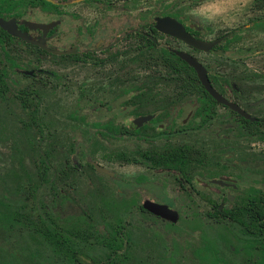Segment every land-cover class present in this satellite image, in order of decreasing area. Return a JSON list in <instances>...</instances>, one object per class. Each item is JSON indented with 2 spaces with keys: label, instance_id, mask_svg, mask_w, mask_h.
Wrapping results in <instances>:
<instances>
[{
  "label": "rangeland",
  "instance_id": "374dc122",
  "mask_svg": "<svg viewBox=\"0 0 264 264\" xmlns=\"http://www.w3.org/2000/svg\"><path fill=\"white\" fill-rule=\"evenodd\" d=\"M81 1L75 2V19L71 7H62L57 16L29 4L21 16L28 22L58 20L59 35L48 44L82 51L86 38L76 28L88 22L93 10ZM129 4L123 2L121 12L106 11L102 18L111 15L107 21L112 26L121 23L125 33L140 32L144 22L161 15L179 16L206 39L234 31L229 40L233 71L210 73L223 84L225 79L235 84L239 90L228 96L264 120V28L257 24L264 18V0H135L132 12L126 8ZM161 38L163 45L172 42ZM184 49L202 60L214 58ZM142 55L153 67L135 72L134 84L141 89L137 102L136 95L119 94L118 72L91 69L81 56L59 59L27 46L23 58L0 60L7 81L0 94V264H72L68 254L54 249L36 230L41 216L77 227L75 255L83 264H105L112 254L95 237L83 238L84 232L94 226L107 233L118 225L130 236L120 250H128L126 264H264V241L257 239L253 250L252 231L237 221L208 216L215 205L231 208L251 187L264 196V138L250 135L240 118L222 106L206 125L193 121L200 94L185 87L186 73L180 77L168 72L155 49ZM39 68L43 72L32 77L19 71ZM22 89H28L33 100L28 109L20 99ZM145 114H155L156 121L126 133L134 119ZM104 123L122 133L103 128ZM185 143L202 147L211 160L194 167L188 188L173 169L111 158L116 150L138 152ZM94 161L114 174L98 172ZM224 176L234 178L238 189L214 181ZM214 188L234 199L215 194ZM147 198L176 208L180 220L171 224L143 211L140 206Z\"/></svg>",
  "mask_w": 264,
  "mask_h": 264
},
{
  "label": "flooded vegetation",
  "instance_id": "af4514ba",
  "mask_svg": "<svg viewBox=\"0 0 264 264\" xmlns=\"http://www.w3.org/2000/svg\"><path fill=\"white\" fill-rule=\"evenodd\" d=\"M134 1L135 0H82L80 3L88 4V6L93 10V15L89 19L87 17L88 22H84L81 28L79 26L76 28V30L78 31V34L82 35L83 37L85 36L86 38L85 47L82 51H80L79 48H75L74 46L68 49H59L56 47H52L50 44H48L49 38L56 39L59 35L58 20L51 22V23H44V24H50L49 28L44 29L41 27H34V24L42 23V22H28L23 19V16H21L22 10H24L27 4H29V5H32L38 8L44 13H47V14L50 13V14H54L57 16L61 13L62 7H71L70 11H72V13L70 14V16L72 19H75L76 14L74 12V6L76 4L75 3L76 0H0V18L6 21H9L12 27H14L15 29H17L18 31L22 33L27 34L30 38V41H27L25 38L9 32L8 30H6L4 27L0 25V60L2 59L6 61L7 59L10 60V59L23 58L25 56V49L27 46L30 47V49L36 51V53L41 54L42 52H45L59 59L75 60L81 56L82 61L86 63L91 69L98 70L100 72H104V71L118 72L116 80H117V84L119 87V94L122 95L123 93H126V94L131 93L132 95H136L134 101L137 102L138 91H140L141 89L139 86L134 84V82L137 79L135 76V72L138 69L147 70L153 67V62H149L151 61L150 58L146 59L145 55H142V54H145L146 52H149L150 50L155 49L157 51V57H158L157 61L161 62L168 69V72L177 73L178 76L181 77L183 74L187 72L186 60L181 58L178 55V53L175 51H187L184 49V47L188 46L190 49L194 50L195 52L205 53L207 55L208 54L214 55V58L212 59L204 57L202 60L199 56H197L193 52L187 51L191 53L192 55L196 56L198 60L206 67L210 80L212 84L214 85V87L229 100L237 102L231 99L228 96V93L229 92L232 93L234 92V90L238 91L239 88L235 84L216 85L214 81L212 80L211 78L212 74L210 73V72H231L233 71L234 69V56H233V50H232L233 45L230 44L229 40L233 36L234 31H229L221 35H217L211 39H206L200 36L199 29L194 27V24L192 23L186 24L177 15H161V16H156L154 18V21L151 23L144 22V25L142 26L143 28L142 31L135 32L134 30H131L130 32L125 33L123 32L121 23H119V25L115 23L112 26L111 22L107 21L108 18L109 19L112 18L111 15L105 16V18H102L103 13L105 15L106 11L107 12L114 11V13H117V11L119 10V12H121L123 2L130 3L129 5H126V8H128L131 12L134 11L136 9V4H133ZM65 3H66V6L63 5ZM78 13H81V12L78 11ZM165 16H170L180 21L186 27V30L197 38H201L203 40H210V41L220 39V41L216 45H214L210 51H203V50L196 49L190 46L189 44H187L184 40L179 39L170 34H167L159 30L156 27L157 25L156 19L158 17H165ZM76 30L75 28L72 27L69 33L73 35ZM162 36L165 37L164 39L166 38L171 39L172 41L171 43L173 44L166 41L164 43L165 45L164 46L162 44V38H161ZM95 37H99L98 39L99 42L93 44V39ZM33 41L42 42L46 48H44L43 46L37 43H34ZM19 71H21L25 75L32 77L36 75V71L43 72V69L42 68L35 69V70H25L24 69V70H19ZM0 76L4 81L3 85H5L6 87L7 81L5 79V70H2L1 68H0ZM212 76H215V75H212ZM150 81H154V79ZM120 97L122 98V96ZM237 103L240 104L239 102ZM218 106H222L224 108L229 109L232 113L236 114L240 118V120L241 118H244L241 115H239L237 112L233 111L230 107L224 104H219L216 101V111H217ZM240 106L242 105L240 104ZM242 108L244 107L242 106ZM244 109L248 111L246 108ZM151 115H152V118L147 121H144L141 125H137L135 123L136 119L140 117H144V116H151ZM255 117L258 118L257 121L260 120L264 122L263 118L258 117V116H255ZM156 119L157 117L155 114H145V115H140L136 117L133 121V125L136 126V130L134 131H138L140 128H143V129L146 128L148 124L156 121ZM161 169L171 170L170 168H166V167H161ZM173 170L177 172L179 175V172L177 170L175 169ZM225 177L230 178V176H224L223 178ZM180 180H181V177H180ZM226 182H228L229 185H225L223 187H230V188H233L234 190L238 189V186L234 183V178L231 177L230 180H227ZM182 186L185 188H188L186 185L184 186L182 184ZM206 187L211 190L210 185L207 184ZM213 190H214V193L219 196L220 195L226 196V198L229 201L234 199V196H232L231 194L225 195L224 193H222L221 188H214ZM260 195L261 193H259V198H260ZM244 201L249 204H252V203H257L261 200L249 196V197H246ZM156 202H159V201H156ZM160 203H164V202H160ZM140 207L143 211L148 212L149 214L154 215L171 224H175L180 220L179 219L177 222L174 223L158 215H155L149 212L148 210H146L143 207V203L141 204ZM219 210L220 212L214 211L212 213H209L208 216L210 218H213L214 220H218L221 217H225L229 220H233L230 215L222 213L223 208L220 209V206H219ZM256 216H257L256 214H251V213L245 214V217L247 218H254ZM180 217H181V214H180ZM261 219L262 220H260V223H259L260 237L259 238L256 237L255 235L256 230H253L252 232L254 234L251 239V242L254 244L252 245L253 250L256 249L255 247H256L257 239H259V242L264 241V218H261ZM260 248H262V245H260ZM258 254H259V257L261 258L263 254L262 250L259 249Z\"/></svg>",
  "mask_w": 264,
  "mask_h": 264
},
{
  "label": "trees",
  "instance_id": "16d2710c",
  "mask_svg": "<svg viewBox=\"0 0 264 264\" xmlns=\"http://www.w3.org/2000/svg\"><path fill=\"white\" fill-rule=\"evenodd\" d=\"M264 4H262L263 6ZM258 26L264 28V18H261L257 22ZM187 72L186 80L184 81L185 87L192 89L195 88L200 94L199 104L194 112L192 120H199V123L206 125L211 119L216 115V101L215 99L205 91L203 85L199 81L197 74L187 62H186ZM212 80L216 85H221V82L216 76L211 75ZM228 79L224 80V84H228ZM3 79L0 76V94L4 93L5 85ZM195 84H198L197 86ZM20 99L23 105L28 109L32 106L33 100L30 97V92L28 89H23L20 94ZM245 127L248 129V133L252 136H259L264 138L263 121H250L241 118ZM102 127L107 130H114L117 133L121 132L119 127L111 125V123H104ZM136 130V126L132 125L126 133L131 134L132 131ZM122 133V132H121ZM102 134L108 135L104 132ZM111 158L114 160H119L121 162L127 163H137L139 161H144L152 166L166 167L170 169H175L179 172L182 184L188 187L189 183L194 179V174L196 173L194 167L199 165H209L211 160L209 154L196 145L189 143L181 144L178 146H167L162 149H145L142 151H135L131 149H121L113 151ZM94 167V166H93ZM254 197L261 201L257 203L249 204L245 202L246 197ZM220 205H215V212H220ZM224 214L230 215L234 221L242 224L244 230L252 231L256 230V234H259L260 230V220L264 218V196L260 195L259 190L254 188H249L241 196V201H237L235 205L231 208H225L222 211ZM256 214L254 218H247L245 214ZM41 224L36 225V230L41 233L45 239L56 249L57 251L63 250L65 254H68L72 264H83L76 257V247L78 245L77 237L78 229L76 226L66 227L57 225L53 220L47 221L45 216H41ZM95 237L96 241L105 245L112 250V254L107 259L105 264H126L128 259V250L121 253L125 247L126 239H130L129 234L123 229L121 225L116 228L109 229L107 233H102L99 229L91 226L84 232V237Z\"/></svg>",
  "mask_w": 264,
  "mask_h": 264
},
{
  "label": "water",
  "instance_id": "95a60500",
  "mask_svg": "<svg viewBox=\"0 0 264 264\" xmlns=\"http://www.w3.org/2000/svg\"><path fill=\"white\" fill-rule=\"evenodd\" d=\"M157 21V25L156 27L167 33L170 34L172 36H175L179 39L184 40L187 44H189L190 46L199 49V50H203V51H210L214 45H216L220 39L218 40H214V41H210V40H203L201 38H197L194 35H192L190 32H188L186 30V27L177 19L170 17V16H165V17H158L156 19ZM0 25L2 27H4L6 30H8L9 32L19 35L23 38H25L27 41H30V38L27 34L22 33L20 31H18L17 29H15L14 27L11 26V23L9 21H6L2 18H0ZM50 24H44V23H37L34 24V27H41L44 29L49 28ZM228 36V35H227ZM34 42V41H33ZM37 43L41 46H43L44 48H46L44 46V44L42 42H34ZM178 53V55L183 58L184 60H186V62L195 69L198 79L200 80V82L202 83V85L205 87V90L219 103V104H224L228 107H230L233 111L237 112L239 115H241L242 117L251 120V121H257L258 118L253 116L251 113H249L248 111H246L244 108H242V106H240V104H238L237 102L231 101L228 98H226L224 95H222L212 84L208 71L206 69V67L198 60V58L194 55H192L191 53L187 52V51H175ZM152 118L151 116H144V117H140L138 119L135 120V123L137 125H141L144 121H147L149 119ZM93 166L95 167V169L98 172L101 173H105V174H109V175H113L114 173L112 171H110L108 168H106L105 166L101 165L100 163L94 161L93 162ZM227 180H230V178L225 177V178H221V179H215L214 181L216 183L219 184H227L229 185L228 182H226ZM223 204L220 205V209L223 208ZM143 207L148 210L149 212L158 215L164 219H167L171 222H177L180 219V212L171 207L169 204L166 203H160V202H156L154 200L151 199H146L143 202Z\"/></svg>",
  "mask_w": 264,
  "mask_h": 264
},
{
  "label": "clouds",
  "instance_id": "9594fccd",
  "mask_svg": "<svg viewBox=\"0 0 264 264\" xmlns=\"http://www.w3.org/2000/svg\"><path fill=\"white\" fill-rule=\"evenodd\" d=\"M196 14V13H194ZM200 15H204V13H199ZM205 19H208V20H211L212 19V16H205Z\"/></svg>",
  "mask_w": 264,
  "mask_h": 264
}]
</instances>
